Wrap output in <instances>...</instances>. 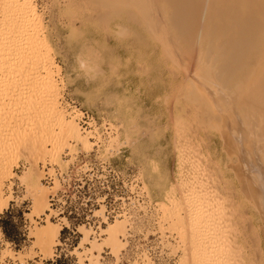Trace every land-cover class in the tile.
Segmentation results:
<instances>
[{
    "label": "rangeland",
    "instance_id": "obj_1",
    "mask_svg": "<svg viewBox=\"0 0 264 264\" xmlns=\"http://www.w3.org/2000/svg\"><path fill=\"white\" fill-rule=\"evenodd\" d=\"M29 1L35 5L39 19L27 18L24 24L28 33L26 30L19 32L17 37L12 34V38L17 39L16 47L20 49L11 47L15 50L5 51L7 47L2 44L6 49L0 50L3 60L8 53L7 60L15 61L11 62L12 65L9 63L10 70L0 69V136L8 131L7 136L14 137L22 126L25 131L21 134L30 132L33 120L29 117L34 111L29 112L25 105L30 101L42 104L49 90L53 93L59 91L57 100L61 111L69 117L78 115L81 133L80 110L89 111L95 118L94 132L101 134L106 125L111 131L101 147H96L98 140H92L83 133L91 143L89 149L73 139L70 148L47 154L43 161H39L38 171L42 174V184L47 187L51 211L50 194L59 186L56 182L54 189L50 190L43 181V170L48 163L53 170L58 166L65 170L66 160L73 162L78 154L76 164L80 166L81 157L87 155L89 162L97 166L101 163L114 166L120 181H115L108 173L96 174L95 186L89 193L100 197L109 194L106 203L100 200L96 204L94 215L99 221L96 227L72 219L46 217L36 210L35 195L39 193L36 178L32 183L24 179L25 173L33 168L34 161L23 144L13 156L11 176L3 181V195L10 197L11 202L0 214V264H43L54 257L60 241L64 244L58 248L59 251L64 249L70 255L66 264H74L75 261L79 264H151L130 257L149 248L160 254L167 250L177 257L176 264H196L193 250L196 238L213 242L216 230H220V226H228V198L234 192L232 182L241 184V179H237L227 166L231 162L228 154L226 157L227 139L234 130V123L227 112L231 109V101L215 96V88L205 82L207 78L197 76L198 73L192 75L196 61H191L189 47L179 43V39L172 40L173 30L168 25L167 30L158 27L160 22L163 24L164 16L155 15L160 20L156 24V35L153 34L154 25L149 29L146 27L150 19L143 20L146 26L139 22V11L128 9L134 8L129 5L135 3L134 0L127 2L126 6H123L125 0H117L123 3L122 7L115 3L117 9L115 5L110 7L114 2H109V9L98 3L102 0ZM18 2L23 3V0H0V15L6 26L20 20L16 15L21 4ZM105 2L102 1L103 4ZM124 7L130 15L129 19L124 15L127 21L123 18L124 11L127 12L126 9L123 11ZM164 8L165 4L161 10ZM147 14L148 17L143 19L149 18L150 14ZM157 29L162 30L158 36ZM23 60L26 61L24 65ZM190 61L193 65L188 68ZM217 64L225 66L226 60L222 59ZM14 68H18L17 74ZM262 81L253 83L264 84ZM240 97L238 95L232 103H237ZM11 108L12 114L9 113ZM49 149L52 151L53 148L50 146ZM66 152L71 156L65 157ZM0 161H3L1 157ZM128 191L135 204L128 199ZM109 204L116 211L121 210L123 216L107 221L104 214ZM190 205L198 218L199 213H203L206 219L201 229H197L200 231L198 235L192 228V221L186 219L184 208ZM164 206L169 212L174 209L172 212L177 216L180 214L183 221L172 212L173 217L169 212L168 215ZM246 218L252 220L251 217ZM178 219L181 224L176 222ZM47 220L61 230L51 254L35 236ZM117 220L124 222L125 234L120 237L123 247L116 254L107 244L108 235L104 230ZM63 224L70 230H63ZM73 230L76 234L72 233ZM65 237L69 239L63 241ZM254 248L259 252L258 247ZM255 249L253 246L250 248V264L260 256Z\"/></svg>",
    "mask_w": 264,
    "mask_h": 264
},
{
    "label": "bare ground",
    "instance_id": "obj_2",
    "mask_svg": "<svg viewBox=\"0 0 264 264\" xmlns=\"http://www.w3.org/2000/svg\"><path fill=\"white\" fill-rule=\"evenodd\" d=\"M102 1H106L108 4L106 2V4H103ZM102 1H98V3H101V5L105 7L107 6L108 9L109 2H114L110 4V7L115 5V3L120 7H122L123 4H120L121 2L117 0ZM125 1L126 3H124L123 6H126L127 2H133L132 0ZM30 2L29 0H23V3L20 2L21 4L18 2L20 5L16 15L20 20H18L17 23L12 22L11 25H9L7 22L8 24L6 26L5 20L1 19L0 15V28L3 27L0 30V47L2 44L7 47L6 49L2 46L0 50H4L5 48V51H7L8 49L10 50L11 47L15 48L18 46L16 43L17 39L14 37H17L19 32H25L27 27L24 23L27 21V18L38 17L37 20L39 19V14L37 13L35 5ZM95 2L96 1H94V3ZM134 2L136 4L128 3L131 7H134H128V9H131L132 12L138 10L140 13L139 17L137 16L139 22L145 23V26L147 23L144 21L150 19V21H148L150 24L148 23L146 27L149 29L155 26L153 31L154 35H156L155 28L158 26L156 24L160 21L158 16H164V18H162L164 20V22L162 21L163 24L160 25V22L158 27L167 30L166 25H168L170 30H173L172 40L179 39V43L181 42L183 46L189 47L188 50H190L191 53L189 51H184L187 47H183L184 49L181 50L190 53L192 62L193 60L196 61V65H193L191 61L189 62L190 64L187 65L188 68L190 67L189 65H193L192 68H194V72H196L195 74L193 72L192 75L198 73L197 76L200 75L205 79L207 78L208 80L205 82H208L210 86L215 88L213 92L215 96H222L225 98V101H231V109L227 112L231 122L234 123V130L229 133L227 139L229 148H227L226 157L228 154V158L231 160V162L228 161L230 163L227 166L235 173L234 175H236L237 179H241H239L241 184L239 183V186L236 181H233L232 188L234 192L231 193V196L228 191L230 196V198H228L230 202L228 203V218L226 222L228 226H220V230H216V236L213 242L207 239H204V241L198 240L199 237L196 238L193 244L196 264H250L249 259L252 257L250 258L249 256L252 255L253 250H250L252 246L253 249H255L254 247H258L259 252L255 250L258 252L257 256H260L257 257L256 262L251 261V263L264 264V84L260 83L256 85L253 83L256 81H264V0H134ZM14 4H16V2ZM133 4H135V6L137 5V7ZM163 4H165V10H161ZM116 5L114 8L118 7ZM122 9L124 11L126 8L124 7ZM128 9H126L127 12L124 11V19L126 15L128 19L130 18ZM145 12L146 14L147 12L150 14L149 18L146 20L143 19L148 17V14H144ZM160 12L161 15H159ZM1 14L3 16V13ZM153 14L154 16L158 14L157 22L155 19L157 17L155 16L154 18ZM136 15L134 17H136ZM132 16L133 15H131V17ZM140 18L142 21H140ZM118 19L122 20V18ZM128 19H125V21ZM132 19L130 21H132ZM37 20L35 22H37ZM2 21L5 26L2 25ZM136 24L138 25L137 22ZM138 26L142 28V26ZM4 27H8L9 30ZM157 30L158 36L159 32L162 30ZM25 33H28L27 30ZM12 34L13 36L16 34V36L12 38ZM153 34L152 36H154ZM14 48H11V50ZM17 49H20V47ZM3 52L2 55L4 54ZM11 54L14 55L13 53ZM7 55H3L5 60H3V57H0V69L3 68L4 70L8 68L9 63L11 64V62L14 61L12 60L10 62V60H7ZM201 55L203 56V60L200 59ZM16 58H18V56H16ZM16 58L14 57V59ZM222 59L226 60L225 66H219L217 64ZM25 62L23 60V65ZM12 67L13 66H11V68ZM8 69L10 70V68ZM14 69L17 74L18 68L17 70L16 68ZM3 70H1V72ZM58 92L55 91L53 93L49 90L48 96L44 98L45 100L42 104L35 102L34 104L30 101L29 104L25 105L29 112L34 111L33 114H30L32 117H29L31 121L33 120V123H31L32 128L27 125L32 129L30 132L26 131L28 133L25 132L21 134L23 130L25 131L24 128L22 129V126L20 127L21 129L19 127V129L17 128L19 131L21 130L20 132L15 128L18 134L14 137L7 136L9 133L8 131L5 133L3 132L4 134L1 133L0 157L3 161H0V214L9 207V202H11L10 197H5L3 195V181L4 178L11 176L14 164L13 156L17 154L23 144L25 150H27L29 156L34 161L33 168L25 173L24 179L32 183L33 178H36L35 182L39 191V193L35 195L36 210L46 215V217L50 216L48 212L51 211V209L47 200V187L42 184V174L38 171L39 161H43L47 154L63 151L64 148H70V141L73 139L83 143L88 149L91 147V143L86 138L87 136H83V133L87 132L84 134L92 136V132L96 130L95 118L90 116L88 123L91 128L88 130L85 129L84 116L87 110L79 109L81 111H79L81 114L79 123L81 124L80 128L83 132L81 133L78 126L79 124L77 123L78 115L75 117L71 114L69 117L65 115V112L61 111V106L59 107V101L57 100ZM238 95L241 97L238 99L237 103H232ZM242 98L246 99L241 102L243 100ZM12 112L13 108L9 110L10 114H12ZM84 129L86 131H84ZM11 133L12 131L10 134ZM50 146L53 148L52 151L49 149ZM45 168L46 167H44L43 170L44 176L46 171ZM51 172H54L53 168L50 169V173ZM239 180L238 182H240ZM48 187L50 188V186ZM50 190L53 189L50 188ZM174 202L175 201L172 203ZM191 208V205L190 207L188 206L187 209L184 208L186 211V219L192 221L194 225L192 228L195 234L198 235L200 231L198 230L199 232H197V229H199V227L201 229L206 219L203 213H199L200 218H198V214ZM166 209L167 208L164 206V210ZM172 210L174 209H171L170 212H172ZM166 212L168 213L169 210H166ZM172 214L175 213L172 212ZM176 216L175 214V217ZM178 216H180V218ZM178 216L177 218L182 220L181 215L179 214ZM247 216L251 217L252 220H247L249 219L246 218ZM244 218L245 221H243ZM168 220H170V216ZM180 220H176V222L181 224ZM249 221L251 222L248 225L247 223H249ZM104 232L108 235L106 240L107 244L110 245L111 248L113 247L114 253H119V250L123 247L120 237L125 234L124 222L117 220L114 224H109ZM60 235V228L49 220H47L46 224L41 226L35 233L38 242L43 245L46 248L45 251H48L50 254L53 244L59 241ZM96 247L98 246L96 245ZM225 253L227 256L225 255L226 257L224 258ZM136 260L139 262H151L146 251L143 252L142 257Z\"/></svg>",
    "mask_w": 264,
    "mask_h": 264
},
{
    "label": "built area",
    "instance_id": "obj_3",
    "mask_svg": "<svg viewBox=\"0 0 264 264\" xmlns=\"http://www.w3.org/2000/svg\"><path fill=\"white\" fill-rule=\"evenodd\" d=\"M90 116H93L89 111H85V122L84 127L85 129H90V125L88 123ZM103 127L101 134L97 132H92L95 134L93 136L90 135L92 140H98L96 147H101L102 142L108 137L111 129L110 127ZM84 129V131H86ZM87 133V132H84ZM98 135V136H97ZM83 154V153H82ZM71 156L69 152L65 153V157ZM75 157L73 162L70 160H66L68 165L62 170V168L54 167V172L50 173V169L53 166L48 163L45 168V176H44V183L53 188L56 186V182H58L59 188L54 190L50 194V205L52 211L50 212V218H59V219H72L74 222H82L88 225H94L96 227L97 217H95L94 212L96 210V204L102 200L103 203H106V200L109 198V194L105 196L102 195L100 197L98 194L93 195L89 193L93 186H95V176L97 173H108L110 174L115 181H120V175L116 171L115 167L105 163H101L98 166L94 163H90L88 156L83 155L82 164L79 166L76 164V160L78 158ZM75 174L77 177H75ZM97 180L98 177H96ZM88 190V193L86 192ZM87 193V194H86ZM129 196L128 199H131L132 203L135 204V201L132 200L131 192L128 191ZM88 195V196H86ZM124 196V195H122ZM104 198V199H103ZM118 198L123 199V197L118 196ZM108 205V204H107ZM104 216H106L107 221L116 220L118 216H123V212L120 210L113 209L112 206L109 204L107 206ZM63 230L68 229L65 224H63ZM73 234L76 232L73 230ZM69 238H64L63 241L68 240ZM61 244L57 246L56 252L54 253V257L47 260L43 264H66L69 258V254L64 249H59L61 245L64 243L60 241ZM146 251L147 255H149L151 259V264H175L176 258L168 253L167 250H164L161 254L159 251H153L152 249H145L143 251H137V253L132 254L130 257L132 260L138 259L143 256V252ZM74 264H79L78 261H75Z\"/></svg>",
    "mask_w": 264,
    "mask_h": 264
},
{
    "label": "trees",
    "instance_id": "obj_4",
    "mask_svg": "<svg viewBox=\"0 0 264 264\" xmlns=\"http://www.w3.org/2000/svg\"><path fill=\"white\" fill-rule=\"evenodd\" d=\"M2 224H4V221H2ZM6 226H7V223H6ZM5 229V228H4ZM7 232V230L5 229V233Z\"/></svg>",
    "mask_w": 264,
    "mask_h": 264
}]
</instances>
